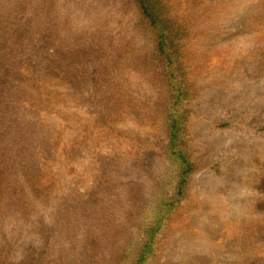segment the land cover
I'll return each mask as SVG.
<instances>
[{
	"label": "rangeland",
	"instance_id": "374dc122",
	"mask_svg": "<svg viewBox=\"0 0 264 264\" xmlns=\"http://www.w3.org/2000/svg\"><path fill=\"white\" fill-rule=\"evenodd\" d=\"M163 1L187 31L173 81L133 67L109 80L126 49H154L133 0H0V132L25 145L0 136V262L132 264L162 212L144 264H264V0ZM95 25L99 46L63 33ZM174 81L195 163L181 198L166 154Z\"/></svg>",
	"mask_w": 264,
	"mask_h": 264
},
{
	"label": "trees",
	"instance_id": "16d2710c",
	"mask_svg": "<svg viewBox=\"0 0 264 264\" xmlns=\"http://www.w3.org/2000/svg\"><path fill=\"white\" fill-rule=\"evenodd\" d=\"M137 10L140 14V22L148 32V40L149 43L154 45V49H152L151 54L147 56L140 57L137 54H134V50L131 47L126 49L122 56L116 58L120 59L116 64L115 68H112L109 74V80H111V76L113 74L124 77L125 76V68L133 67L136 70L145 73L152 72L155 75L163 74L165 70H168L169 73H166L165 76L167 77L168 81L176 80L175 77V69L174 65L177 64V59L173 58V52L179 51L180 48L185 46L186 39H187V31L186 28H182L180 25L175 23V19L168 13L166 4L163 0H133ZM0 22V30L1 25ZM93 30L89 31H79L75 33L72 27H69V31H64L63 33L71 34L69 41L74 42V40L78 43H87L89 45H96L99 46V39L98 34L102 31V27L99 25L93 26ZM3 34L0 33V47L5 44L4 40L1 38ZM76 37H74V36ZM94 42H96L94 44ZM134 45V44H133ZM107 53L111 54L113 51L107 46L103 47ZM1 52V50H0ZM126 81V79H125ZM176 81L172 83V86L176 88L175 96H172V102L169 103L172 106V109L169 110V114L166 119V128L168 133L167 139V146H166V154L168 158H171V161L177 165L178 170V181L175 184V194L177 197H182L183 186L187 182L189 175L195 171V163L192 161L189 149L186 148L184 144V138L180 135L183 131V124L185 122V115L186 111L183 108L182 99L187 96V89L184 86V83H180L177 86ZM175 84V85H174ZM185 90V94L182 95L181 92ZM107 100L113 106L115 105H122L128 104L127 97L132 96L131 92L127 91L126 95H122L119 98H115L114 92L112 88L107 89ZM42 111L48 112V108L41 107ZM132 110V109H131ZM3 116V115H2ZM9 117V115L7 114ZM6 120V119H5ZM11 120V119H7ZM4 121L2 120L0 123L3 124ZM10 124V123H7ZM221 127H228V124L220 125ZM13 129V128H12ZM17 133L20 135L24 133V127L19 126L17 129ZM0 136L5 140V144L2 146H6L7 142L9 144L15 145V147H19V150L24 149L25 145L17 144L10 138V131H2L0 132ZM0 139V144L1 140ZM25 162H28L25 160ZM115 175L111 169L106 171V168L103 170L102 179L105 183L113 182L117 175L114 178L112 176ZM180 201V200H179ZM178 201V202H179ZM173 205V203H170ZM69 216L74 217L69 214ZM101 218L95 221V224L102 225V226H112L116 224L114 221L115 215H100ZM164 219V215L160 212L158 215H154L152 221L145 225V227L140 226V232L142 240L140 239L137 243V252L134 261L132 264H144L148 260H150L156 253V232L159 230L160 225H162ZM76 223V221H73ZM120 229L123 231L125 226L120 224ZM125 253V249L122 250L121 254ZM0 264H5L0 262ZM27 264H38L34 263H27Z\"/></svg>",
	"mask_w": 264,
	"mask_h": 264
}]
</instances>
